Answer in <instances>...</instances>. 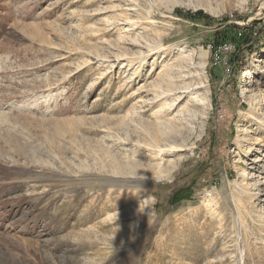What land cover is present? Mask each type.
<instances>
[{
	"label": "rangeland",
	"instance_id": "rangeland-1",
	"mask_svg": "<svg viewBox=\"0 0 264 264\" xmlns=\"http://www.w3.org/2000/svg\"><path fill=\"white\" fill-rule=\"evenodd\" d=\"M0 264H264V0H0Z\"/></svg>",
	"mask_w": 264,
	"mask_h": 264
},
{
	"label": "clouds",
	"instance_id": "clouds-1",
	"mask_svg": "<svg viewBox=\"0 0 264 264\" xmlns=\"http://www.w3.org/2000/svg\"><path fill=\"white\" fill-rule=\"evenodd\" d=\"M137 178V174L135 175V177H134V179H136ZM139 179H143V177H139ZM143 189L140 187V185L138 184V190L136 191V192H134L133 194H135V195H138V196H140V195H142L143 194ZM155 201H153V203H154ZM140 212H146L147 214H148V212H149V208L147 207V206H145L144 208H143V210H141ZM118 219V213H117V215H116V217H115V222H116V220ZM117 225V224H116ZM119 230V226L117 225L116 226V229H115V234H116V232ZM115 234L113 235V237H112V240H111V244H112V246H113V240H114V237H115ZM135 237H130V239H134ZM123 243V242H122Z\"/></svg>",
	"mask_w": 264,
	"mask_h": 264
},
{
	"label": "built area",
	"instance_id": "built-area-1",
	"mask_svg": "<svg viewBox=\"0 0 264 264\" xmlns=\"http://www.w3.org/2000/svg\"><path fill=\"white\" fill-rule=\"evenodd\" d=\"M223 52H228L227 47H221V53H223ZM228 70H229V63H227V73H225V75H228Z\"/></svg>",
	"mask_w": 264,
	"mask_h": 264
},
{
	"label": "bare ground",
	"instance_id": "bare-ground-1",
	"mask_svg": "<svg viewBox=\"0 0 264 264\" xmlns=\"http://www.w3.org/2000/svg\"><path fill=\"white\" fill-rule=\"evenodd\" d=\"M228 44V43H227ZM235 47V46H234ZM230 71V68H229V70H228V72ZM191 98H192V96H191ZM199 99L197 98V97H195V96H193V101H198ZM200 101V100H199ZM202 103V102H201Z\"/></svg>",
	"mask_w": 264,
	"mask_h": 264
}]
</instances>
